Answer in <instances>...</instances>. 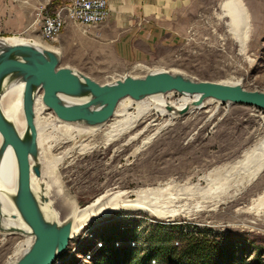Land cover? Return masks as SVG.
Segmentation results:
<instances>
[{
  "label": "rangeland",
  "instance_id": "obj_1",
  "mask_svg": "<svg viewBox=\"0 0 264 264\" xmlns=\"http://www.w3.org/2000/svg\"><path fill=\"white\" fill-rule=\"evenodd\" d=\"M223 1L141 0L147 19L160 24L156 36L160 42H152L155 51L134 61L125 60L116 51V37L112 35L90 38L81 29L80 38H73L65 29L57 41L45 42L39 21L37 27L10 32L4 26L7 0H0V38L22 36L39 41L59 52L61 66H70L100 83L126 74L143 76L154 70H168L199 80L240 83L248 90L264 91V0H243L250 16L245 50L231 33L230 20L221 15ZM56 8L42 11L36 19ZM94 29L105 30L106 22ZM171 93L163 97L170 101L183 97L178 92ZM263 115L253 106L217 102L176 119L152 111L132 131L108 144L100 134L83 137L85 142H91L89 147H78L76 154L62 160L60 154L82 136L60 144L68 133L59 128L56 119L61 120L47 109L41 127L40 165L52 162L54 168L41 200L45 202L43 206L50 202L56 208L57 221L64 222V216L74 206L83 209L108 192H122L120 199L130 202L140 196L147 198L149 190L164 188L166 191L154 207L177 210L171 217L142 208H114L88 222L55 264H93L107 240L114 241L117 247L128 241L142 254L151 239L166 233L175 236L171 243L178 249L187 244L184 237L193 235L207 241L211 250H231L238 264H264V213L256 216L242 212L249 200L264 190V168L242 188L239 182L248 177V171L237 164L264 139ZM114 120L116 117L101 129L106 130ZM261 147L255 153L258 162L264 156ZM229 170L230 179L221 180ZM170 200L173 202L167 203ZM197 206H201L200 210H195ZM2 231L0 222V264H5L12 261L23 237H4Z\"/></svg>",
  "mask_w": 264,
  "mask_h": 264
},
{
  "label": "water",
  "instance_id": "obj_2",
  "mask_svg": "<svg viewBox=\"0 0 264 264\" xmlns=\"http://www.w3.org/2000/svg\"><path fill=\"white\" fill-rule=\"evenodd\" d=\"M60 61V55L47 47L0 42V162L7 149L12 147L18 168L14 204L34 235V242L28 250L17 261L5 264H53L72 238V223L47 220L32 188V174H41L40 167L31 163V159L36 161L39 157L34 110L36 94H42L44 104L59 118L84 121L89 125L108 121L125 97L141 100L168 92L198 95L197 105L213 98L221 103L253 106L264 112V91L248 90L240 83L199 80L168 70L151 71L143 76L126 74L112 82L100 83L70 66H61ZM14 79L25 83L22 100L26 122L24 133L19 132L1 107L5 83ZM60 94L86 96V99L64 104ZM186 112L187 108L180 114Z\"/></svg>",
  "mask_w": 264,
  "mask_h": 264
},
{
  "label": "bare ground",
  "instance_id": "obj_3",
  "mask_svg": "<svg viewBox=\"0 0 264 264\" xmlns=\"http://www.w3.org/2000/svg\"><path fill=\"white\" fill-rule=\"evenodd\" d=\"M221 10H222V14H221L222 17L228 18L230 20V23L229 22L228 23L231 28V33L236 37L237 41L241 44L242 50H245L250 37L249 34L250 16L248 9L246 8L243 0H225L221 3ZM0 42H5V43L23 42V43H30L35 46L47 47L39 41H32L22 36L0 38ZM54 51L59 54L57 50ZM135 66H140V64ZM154 71H161V70H154ZM24 86L25 83L21 79L7 80L1 98V107L3 109L5 116L16 126V128L21 133H24L26 129V122L22 109ZM167 95L168 96L172 95V93L170 92ZM167 95L155 94L145 97L141 100H134L130 97H125L121 99L117 105L114 115L110 118L112 119L113 117H116V120H114L116 122L113 123V125H110V127H108L106 130H102L101 127L102 126L104 127V125L110 119L100 124L89 125L86 124L84 121H76V122L67 121L59 118L56 115L61 120L59 121L58 119H56V121L59 122V128L65 130L68 133V136L65 137V139L61 140L60 144L66 145L67 143L72 142V140L74 141L76 136L78 135L82 136V139L76 142L74 146L69 147L60 154V156H62V160L76 154V150L78 147H81V149L89 147V144H91V142L88 143L85 142L86 138L83 137H88V136L95 137L96 135L100 134L101 137L105 138L104 143L108 144L114 140L122 138L130 131H132L135 127H137L140 124L141 120L147 115H149L152 111L157 112L158 115L161 116L169 115L171 116L170 117L171 119H176L179 118L180 116H183L180 114V111L182 109L187 108L188 109V112H186L187 114L189 112L202 109L213 102H217L218 105L219 103H221L219 100L208 98L205 99L202 104L197 105V101L199 99L198 95H182L183 97L178 101H170L167 98L163 97ZM60 98L64 104H71V103L84 101L86 99V96L74 97L65 94H60ZM133 103H136V106H133ZM168 107L171 108L169 109ZM47 109L53 111L44 104L42 99V94L41 93L36 94L34 110H35V123L38 130L39 157L36 161L34 159H31V163L32 165H38L40 167V171L42 175L40 174V176H37L34 173L32 174V188L36 197L40 202L45 218L49 221H55L60 224L63 222H61L60 220L57 221L56 218H58L59 212L56 210V208L52 204H50V202L46 203L45 206H43L45 202L41 200V194H43V191L45 190V186H47L46 185L47 179L52 175L51 173L54 168L52 162H49V164L45 166H44L45 163L42 166L40 165V163L42 164L43 162L42 159L43 134L41 127L43 124L42 122L43 118H46L44 115H46ZM262 119L264 122V117H262ZM76 123H84L87 126L80 124L78 125ZM138 134H136L135 137ZM1 142H2V136L0 134V145ZM259 147H261L260 148L261 151H264V139L260 142V146L252 150L253 153H247L242 160L237 162V164H241L244 166L243 169H246L245 171H248V177L242 179L239 182V184L241 183L240 186L242 188H246L252 181H254L264 168V156L261 158L259 162L255 158L257 155L255 153L257 152ZM262 154H264V152ZM231 172L232 171L229 170L228 172L224 173L220 179L228 181L232 176ZM17 179H18L17 160L12 147H9L5 152L2 161L0 162V201H1L0 215L2 214V216L0 217V222H1V226L4 229V231H2L1 234L4 237L11 234H17L23 237L22 241L18 244L17 248L13 253L11 262L17 261L34 242V235L31 231V228L23 220V218L21 217L19 211L17 210L14 204L13 197L16 194V190H17ZM165 191L166 190H164V188L149 190V194L147 193V195L149 196L147 198H145L144 196H143L144 198L140 196L139 199L130 202L126 200L122 201L120 199L122 196V192H114L112 194H109L108 192L99 196L97 199H95L93 202L88 204L83 209L74 206L64 216L65 218L63 219L64 222L70 221L72 223V231H71L72 238L70 242L75 236H77L82 231L83 227L88 222L93 221L95 218H100L101 214L108 213L117 207H128L130 210L142 208L148 212H157V214L159 215H164V216L167 215L171 217L176 215L175 211L177 210H172V209L160 210L154 207L157 203L158 197ZM151 196L154 198H151ZM171 202H173V200H170L167 203H171ZM201 206L195 207V210H200ZM166 208H168V206H166ZM242 212L251 213L256 216H261L264 213V190H262L260 193L252 197L251 200H249V205L243 208ZM68 249H69V245L67 249L55 260L53 264H55L57 261L59 263L58 259L62 258V256L67 252Z\"/></svg>",
  "mask_w": 264,
  "mask_h": 264
},
{
  "label": "crops",
  "instance_id": "obj_4",
  "mask_svg": "<svg viewBox=\"0 0 264 264\" xmlns=\"http://www.w3.org/2000/svg\"><path fill=\"white\" fill-rule=\"evenodd\" d=\"M4 26L10 32H20L31 27H37L36 19L42 11L56 8L60 3L70 0H7ZM65 1V2H63ZM122 1V2H121ZM109 0L111 16L106 22V29H92L84 34L81 28L70 24L65 32L73 38H80V31L87 37L105 39L112 35L116 37L115 49L127 61L150 55L154 44L160 42L157 37L160 24L147 19L141 0ZM121 3V4H119ZM4 11V10H3ZM142 21V23H141ZM102 28H104L102 26ZM98 31V32H97ZM98 33V34H97ZM94 35V36H92ZM77 36V37H76Z\"/></svg>",
  "mask_w": 264,
  "mask_h": 264
},
{
  "label": "trees",
  "instance_id": "obj_5",
  "mask_svg": "<svg viewBox=\"0 0 264 264\" xmlns=\"http://www.w3.org/2000/svg\"><path fill=\"white\" fill-rule=\"evenodd\" d=\"M180 230L183 234L182 228ZM174 237L172 233H166L151 239L152 243L142 254L136 252L137 247H130L128 241L124 240L117 247L114 241L107 240L93 264H238L231 250L215 251L213 245L215 253L212 254L211 245L193 235L184 237L187 244L178 249L171 243Z\"/></svg>",
  "mask_w": 264,
  "mask_h": 264
},
{
  "label": "built area",
  "instance_id": "obj_6",
  "mask_svg": "<svg viewBox=\"0 0 264 264\" xmlns=\"http://www.w3.org/2000/svg\"><path fill=\"white\" fill-rule=\"evenodd\" d=\"M110 16L109 0H70L52 12L42 15V19L38 18L41 39L45 42L57 41L70 24L81 27L84 34H89L92 29L107 22Z\"/></svg>",
  "mask_w": 264,
  "mask_h": 264
}]
</instances>
